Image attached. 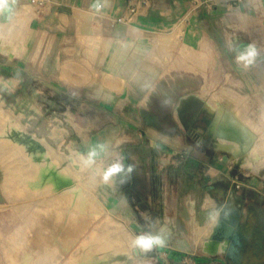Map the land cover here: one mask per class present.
Here are the masks:
<instances>
[{
    "label": "crops",
    "instance_id": "crops-1",
    "mask_svg": "<svg viewBox=\"0 0 264 264\" xmlns=\"http://www.w3.org/2000/svg\"><path fill=\"white\" fill-rule=\"evenodd\" d=\"M233 1L202 0V6L194 7L189 0H151V8L127 24L117 18L126 11L128 0H44L43 7L32 0H8V10L0 11V48L12 41L24 44V51L18 55L0 49V79L17 85L26 79L41 80L66 101L75 100L78 115L90 117L91 130L97 132L91 142L86 139L87 152L95 143L105 144L108 150L116 149L114 159L120 157L122 163L171 160L184 163L190 176L192 167L199 164L226 176L222 165L201 157L199 150L206 136L218 140L211 135L214 117L205 114L210 113L207 104L196 94L203 76L194 70H177L180 57L170 56V49L159 38H173L168 44L171 47L178 42L173 50L191 57L189 64L182 65L191 69L205 67L207 59L215 55L230 68L231 62L236 64L230 49L249 44L263 52L264 0H243L232 8ZM97 2L102 5L99 11L94 7ZM29 7L34 16L25 25L26 42H20L16 39L20 27L12 24ZM229 35L235 41L227 39ZM69 64L80 72H68ZM68 103L61 102L64 109H69ZM133 148L143 154H130ZM104 156L112 157L107 152ZM196 168V186L205 184L207 188L201 215L206 221L213 214L209 232L204 238L197 237L196 244L211 257L226 255L228 251L204 252L203 244L218 226L219 221L217 225L213 222L217 209L228 210L226 220L235 219L247 227L245 241L259 252L241 264H264V227L259 226L264 210L257 213L242 199L232 203L235 194H242L238 191L241 186L244 193L246 188L264 190V178L239 182L237 176L227 175V181L217 183L208 171L198 173ZM188 205L192 222L200 226L195 196L189 197ZM249 209L253 211L250 215ZM157 222L167 223V219Z\"/></svg>",
    "mask_w": 264,
    "mask_h": 264
},
{
    "label": "rangeland",
    "instance_id": "rangeland-1",
    "mask_svg": "<svg viewBox=\"0 0 264 264\" xmlns=\"http://www.w3.org/2000/svg\"><path fill=\"white\" fill-rule=\"evenodd\" d=\"M33 16V10L29 7L16 17L17 20L12 25L20 27V32L17 34V38L15 37L18 41L26 42L25 25L28 24V19ZM159 39L161 45H167L165 48L170 49L168 50L170 56L180 57V61H177V70H194L203 76V80L198 82L199 90L196 94L204 100L207 106L210 104L211 109L218 113L223 122L233 119L239 131L248 140L239 138L236 133L232 137L217 138V141H212L207 136L204 138L205 144L199 149L200 152H203L201 157L205 156L210 162L222 165L224 171L221 170L226 176L201 164L197 168L192 167L193 175L190 176L185 170L184 163H173L171 160L170 162L162 160L155 164L123 162L125 173L117 174L105 183L100 170L102 172L116 160L114 159L116 149H106L101 153L97 159V164L101 166V169H87L81 163H75L73 157L80 153L87 154V149L84 146L86 139L89 138L88 141L91 142L97 134L96 131L91 130L90 117L78 115V105L75 100L66 101L65 97L61 98L57 90L47 86L41 80L28 81L26 79L25 82L17 85L14 81L0 79V126L3 128L0 131V141H5L4 144L7 145L5 151L8 150V153L1 152L6 157H3L4 165L7 166L12 181V194L8 195L2 190L4 173L0 167V264H8V260L5 259H7L6 253L11 250L13 244L10 239L17 237L18 228L16 229V227L23 226L30 214L25 210L22 212L18 209L26 202L23 195L33 190L38 193L47 188L50 189L49 195H47L51 196L50 198L54 199L55 196L70 197L72 211L64 229L74 240L72 247L63 255V258L59 262L52 260L50 264H81L92 253L104 254L107 248L117 246L124 237L123 229L125 228L134 235H139L145 232L155 234L160 231L161 226L165 229L162 233L166 239L165 246L154 247L151 251L144 252L133 248L130 243L127 244L130 247L129 252L112 257L111 263L235 264L226 256L211 257L203 253L200 245L195 242L197 237L204 238L209 232L211 228L209 220L213 214H208L206 221L201 215V202L207 194V188L205 184L196 186L194 172L195 168L198 173L204 170L208 171L217 183L227 181L226 177L228 176H237L238 180H236L239 182L254 180L258 177L264 178V163L256 170L258 163L252 159L254 152L247 151L251 147L256 151L260 150L261 154L262 151L264 153V51L259 52L255 63L248 68L237 67L232 62L230 68L224 67L221 59L215 55L213 58L207 59L205 67L191 69L182 66L183 63L189 64L188 61L191 60V57L184 56L182 50L181 54L178 50H173L178 48V42L171 47L168 44L173 42V38L161 36ZM227 39H230L231 42L235 41L230 35L227 36ZM235 39L238 40L236 36ZM218 42L222 44V40H218ZM20 45L24 47V44ZM224 56L227 57V54ZM230 56L234 58L235 53ZM67 70L70 73L80 72L73 64H69ZM61 102H69L68 106L72 107V111L70 107L64 109L65 106ZM213 105L216 109H213ZM66 111L67 114H65ZM205 114L208 117H214L208 111ZM58 127L67 132L62 131V138L55 139L51 135L53 130ZM231 139H236L240 144L237 154L221 149L222 140L236 148L237 143ZM230 140L233 142L231 143ZM10 144L17 145L13 147ZM96 145L97 143H95ZM8 148L15 154H10ZM106 152L112 157L107 159L104 156ZM129 153L143 154L141 149L137 148L129 150ZM118 158L120 159V157ZM129 165L132 167V171L127 173ZM61 174L70 182L69 185L59 190L55 188L54 184H56V177ZM32 176L43 178L40 180L43 182L41 190L28 185ZM195 186L196 193H198L196 195ZM243 189L241 186L238 191H241L242 194H235L232 197V203L236 204L238 200L242 199L244 202L251 203L257 213H261V210H264V190L257 192L246 188L248 192H245L247 194L245 197ZM191 196H195L197 199V217L200 226H195L192 222L188 205V199ZM262 214L264 215V212ZM215 215L213 222H215L214 225H217ZM159 218L165 221L167 219V223L157 222ZM117 220L124 226H119ZM173 223H176V226H173ZM112 224L113 226L117 224L120 228L119 231L123 230L120 231L123 234L122 238L121 234L116 233L118 226L115 225L117 226L115 229V227L112 228ZM1 249L5 251L2 252ZM133 249L135 252L136 250L140 252L137 258L133 256Z\"/></svg>",
    "mask_w": 264,
    "mask_h": 264
},
{
    "label": "bare ground",
    "instance_id": "bare-ground-1",
    "mask_svg": "<svg viewBox=\"0 0 264 264\" xmlns=\"http://www.w3.org/2000/svg\"><path fill=\"white\" fill-rule=\"evenodd\" d=\"M180 38H181V34L178 35L179 40H180ZM23 48L24 47L20 44H13V43L8 42V44L7 43L3 44V46L0 49L3 50L4 52H7V53L13 54L14 52H16V53H20V55H21ZM11 49H14V51ZM206 107L210 111V113H212L214 115V126L211 130V135L213 137H215V138H220V137L222 138L225 136L232 137L236 133L237 136L239 135V138L241 137L244 140L247 139L239 131V129L236 126V123H235V121H233V119L232 120L228 119V121L223 122V120L218 115V113L214 112L211 109L210 104ZM214 108L216 109L215 106L213 107V109ZM226 108H227V106H226ZM230 112H231V110H230ZM3 113H5V112L3 111ZM6 114H7V112H6ZM18 116H20V115H18ZM9 120H11V119H9ZM15 122L17 123V121H15ZM2 124H3V121H2ZM11 124H12V122H11ZM19 124H20V122H19ZM0 125H1V121H0ZM15 125H17V124H15ZM2 127H5V126H2ZM0 128H1V126H0ZM2 130H3V128L0 129V131H2ZM62 131L67 132V131L63 130L62 128H59V127L55 128L53 130V133L51 136H53V138H55V139L62 138V136H63ZM228 137H227V141L229 139ZM223 139H225V138H223ZM231 140H235L234 142H236V143L238 142V141H236V139H231ZM219 141H220V139H219ZM227 141L222 140L223 145L221 146V149L228 150V151L232 152L233 154L239 153V150L237 148L240 149V144L237 143L236 145H238L239 147L237 146L236 148H233L232 147L233 145L228 143L229 141L228 142ZM246 141H248V140H246ZM4 142H3V140L0 141V143H1V145H0V147H1V150H0V167L4 173V178L2 181V187H3L2 190H4L9 195V194H12L11 193V189H12L11 182L12 181L10 178V173L7 170V166L4 165L3 157H5V156H3V155L6 154L5 152L8 153V150L5 151L6 150L5 147L7 145L4 144ZM6 142H7V140H6ZM232 142L233 141H231V143ZM8 144H9V142H8ZM2 145L4 146L3 148H5L4 150H2L3 149ZM10 145L15 147L17 144L15 146L12 144H10ZM234 146H235V144H234ZM17 147H19V146H17ZM8 149H10V148H8ZM17 150H19V148H17ZM1 151H3L4 154H2ZM11 151H13V150L10 149L9 153L13 154L14 152H11ZM247 151H250L252 153L254 152L252 159L257 161L258 167H256V170H258L259 166L262 163H264L263 151L261 154L260 150H259L260 151L259 152V151H256L254 149H251V147L248 148ZM246 153H248V152H246ZM80 155H82V154L80 153V154H78V156L73 157V158H75L74 159L76 161L75 163H80V161H79ZM241 156H242V154H241ZM91 168L98 170V169H101V166L99 164H96V165L92 166ZM87 169H90V168H87ZM254 169H255V165H254ZM33 172L35 173L36 171H33ZM102 172L100 170V173H102ZM41 179H43V178H41V177L35 178V176H32V178L29 179L28 185L33 187V188H39V190H41L43 187V182L40 181ZM56 179H57L56 184H54L56 189L61 190V189H63L64 186L69 185L70 181L68 179H66L62 174L58 175L56 177ZM25 191H27V190H25ZM33 191H30L27 194L23 195V198L26 202L24 203V205L22 207L18 208L19 211L23 212L25 210V211L29 212L30 214L28 215L27 219L25 218L26 223L23 226L20 225L21 226L20 228H19V226L16 227V229L18 228L17 229L18 232H16L17 234L15 232L14 233L16 234L17 237L14 239H10L13 242L11 250L9 249L10 251L8 253L5 252L6 256H7V259H5V260H8V264H50V262H52V260H56L57 262H59L60 259L63 258V255L65 253H67V251L72 247L71 245L74 242V240L69 237V235H68L69 232H66V230L64 229L66 227V222L70 219V214L72 211V209L70 208V206L72 205L71 199H69L70 197L64 198L62 196H55L54 199L50 198L51 196L50 197L47 196V195H49L48 192H50L49 188L45 189L44 191H40L38 193H35ZM20 197H22V196H20ZM74 210H76V209H74ZM71 217H72V215H71ZM117 222L120 224L119 226H121V227L124 226V224L122 222H120L118 220H117ZM217 223H218V221H217ZM115 225H117V224H115ZM115 225L113 226V224H112L111 225L112 228L115 227V229H116V227L118 225L117 226H115ZM119 226L117 229L118 231L116 233L119 235L121 234L120 235L121 238L123 237V234L120 231L124 230L123 239H121V240L118 239V240H120L119 244L115 247L107 248V250L104 252V254L97 253V252L92 253L90 256H87V258L84 259L81 262V264H112L110 261L112 257H115L118 254H124V253L127 254L130 250V247L127 246V244H130V243L132 244V239L136 235H134L129 229H126V228L119 231V229H120ZM16 229H15V231H16ZM117 234H115V235H117ZM111 237H112V235H111ZM8 239H6V240H8ZM8 241H6V242H8ZM229 244H230V240H228V239H224L222 241H219V240H213L211 237V238L207 239V241L203 244V248L205 249L204 252H208L211 254L226 253L229 249ZM6 247H8V246H6ZM1 251H2V249H1ZM3 251H5V250H3ZM132 251H133L134 258H137L139 256L140 252H138V250H136V252H135L134 249ZM3 258H5V257H3ZM119 264H120V262H119Z\"/></svg>",
    "mask_w": 264,
    "mask_h": 264
},
{
    "label": "clouds",
    "instance_id": "clouds-1",
    "mask_svg": "<svg viewBox=\"0 0 264 264\" xmlns=\"http://www.w3.org/2000/svg\"><path fill=\"white\" fill-rule=\"evenodd\" d=\"M97 11L100 10L102 5L97 2L94 5ZM9 3L8 0H0V11L8 10ZM235 52V62L238 66L243 68H248L253 65L256 59L259 57V50L254 44H249L244 48L230 49ZM106 151L105 144H98L94 147H91L87 154H82L79 156V161L84 168H91L97 164L98 157L101 156V153ZM132 167L129 165L126 172L130 173ZM125 173V166L118 158L114 160L106 169L102 172V179L105 183L109 182L117 174ZM123 182V179H122ZM210 199V198H206ZM222 213V215H221ZM230 212L224 209H217L216 218L219 221L221 218L228 219ZM165 231L164 227H160V231L153 234L152 232H145L139 235H136L132 239V247L139 249L144 252L151 251L154 247H163L166 244V239L162 233Z\"/></svg>",
    "mask_w": 264,
    "mask_h": 264
},
{
    "label": "water",
    "instance_id": "water-1",
    "mask_svg": "<svg viewBox=\"0 0 264 264\" xmlns=\"http://www.w3.org/2000/svg\"><path fill=\"white\" fill-rule=\"evenodd\" d=\"M214 123L212 124L213 128ZM237 221L226 220L221 218L218 226L213 232L212 239L222 241L224 239L230 240L229 250L227 254L231 258L240 259V248L243 247V242L240 235L236 231Z\"/></svg>",
    "mask_w": 264,
    "mask_h": 264
},
{
    "label": "built area",
    "instance_id": "built-area-1",
    "mask_svg": "<svg viewBox=\"0 0 264 264\" xmlns=\"http://www.w3.org/2000/svg\"><path fill=\"white\" fill-rule=\"evenodd\" d=\"M194 7H200L203 5L202 0H189ZM243 0H234L231 4V7H237ZM40 7H43L45 2L44 0H32ZM102 8V7H101ZM100 8V9H101ZM151 8V0H128V6L126 11L117 18L119 23H132L134 18L139 14L147 11Z\"/></svg>",
    "mask_w": 264,
    "mask_h": 264
},
{
    "label": "flooded vegetation",
    "instance_id": "flooded-vegetation-1",
    "mask_svg": "<svg viewBox=\"0 0 264 264\" xmlns=\"http://www.w3.org/2000/svg\"><path fill=\"white\" fill-rule=\"evenodd\" d=\"M253 212L252 209H249L248 214L250 215V213ZM248 224V223H246ZM260 228L264 227V219H262L260 221L259 224ZM246 228L245 226H240V225H236V231L237 233L240 235L241 240L243 242V247L240 248V259H235V258H231L227 253H226V257L228 259H230L232 262H234L235 264H241L243 261H248L250 259V257H254V256H258L259 252L257 250H253L251 247V244L249 242H247L248 240L244 237V233L246 232ZM247 240V241H245Z\"/></svg>",
    "mask_w": 264,
    "mask_h": 264
}]
</instances>
